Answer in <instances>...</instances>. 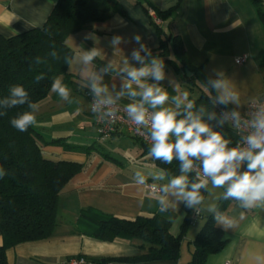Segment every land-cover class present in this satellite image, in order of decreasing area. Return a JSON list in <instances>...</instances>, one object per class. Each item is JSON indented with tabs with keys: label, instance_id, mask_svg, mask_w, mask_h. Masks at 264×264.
<instances>
[{
	"label": "crops",
	"instance_id": "0c3cea01",
	"mask_svg": "<svg viewBox=\"0 0 264 264\" xmlns=\"http://www.w3.org/2000/svg\"><path fill=\"white\" fill-rule=\"evenodd\" d=\"M57 1L0 0V35L11 37L31 28L42 27ZM149 1L161 10L171 8L180 1L179 9L158 25L165 34L180 36L186 55L194 66H202L204 72L213 77H216V72H223L232 80L241 96V112L253 99L264 96V26L251 0H119L127 11L126 15L114 13L104 22L88 25L80 33L69 36L67 45L71 47L75 42L85 50L86 46L89 49L96 47L100 49V59L105 64L113 60L117 71L105 74L103 82L110 87L115 84L119 90L123 75L119 74L122 62L127 58L132 66L141 67L131 59L132 50L139 47L132 37L139 34L152 55L164 62L166 78L160 82L161 86L170 95H175V85L178 84V92L188 91L189 99L196 98L200 90L190 87L182 75L184 71L177 73L168 59L157 53L161 46L160 33L151 21L154 19L152 15L145 11V7L153 9ZM165 2L172 6L164 8ZM115 35L128 41L117 50L109 43ZM169 45L172 46V41ZM242 56H246V60L237 63L236 59ZM102 67L96 65L97 70ZM68 72L73 81L70 88L72 96L79 103L69 104L51 92L35 114V128L47 141L66 138L72 145L87 147L81 151L54 144L43 146L47 158L81 163L83 168L61 194L58 225L52 236L10 247L7 250L9 264H65L67 260L80 256L95 264H103L97 260L133 258L142 254V249L130 240L117 238L106 241L89 236L78 220L81 211L87 208L127 220L160 213L171 219L170 232L175 236L182 232L186 221L187 213L182 202L175 211L161 213L157 204L158 194H152L147 187L135 183V171L141 170L147 174L148 171L159 169L149 155V147L126 130L101 140L89 107L87 93L90 90L80 87L77 72H71L69 67ZM154 82L149 78V83ZM128 102L125 99L120 104ZM227 106L230 110L234 107ZM213 128L219 131L215 126ZM125 149L134 153H126ZM243 170H246V165L241 168ZM152 183L149 178L148 184ZM222 193L223 189H219L218 196ZM207 197L208 193L202 210L198 215H193L185 227L181 255L173 264H190L195 250L194 241L210 214L206 211L209 204L206 202ZM222 201L217 200L215 203ZM240 211L236 202L230 201L224 213L234 217L235 223L227 230L218 225L224 232L226 245L220 252L209 255L205 264H256V257L264 256V208L246 210L242 218Z\"/></svg>",
	"mask_w": 264,
	"mask_h": 264
},
{
	"label": "trees",
	"instance_id": "16d2710c",
	"mask_svg": "<svg viewBox=\"0 0 264 264\" xmlns=\"http://www.w3.org/2000/svg\"><path fill=\"white\" fill-rule=\"evenodd\" d=\"M251 1L264 26V0ZM149 4L163 21L169 19L180 7V1L166 10H161L150 1ZM145 11L150 15L148 7H145ZM114 13L127 14L119 0H58L42 27L31 28L11 37L0 35V99L9 95L11 86L21 85L28 92L30 101L40 106L51 95V84L57 76H62L64 83L71 88L73 81L64 61L65 55L71 54L66 39L80 33L90 24L108 20ZM151 21L160 33L161 46L157 53L165 56L177 73L184 71L182 75L192 89L197 87L200 90L199 95L192 99L197 108L203 104L209 111L216 113L210 100V96L215 93L206 85L208 79L216 77L207 75L202 66L191 63L179 35L165 34L154 19ZM86 48L90 50L89 46ZM53 50L58 53L59 59L50 56ZM36 57L46 62L38 65L35 63ZM95 64L103 67L106 65L100 58L96 59ZM186 70L192 73L190 77ZM40 73H44L45 79L36 82L35 77ZM54 96L58 97L55 93ZM0 111L7 113L0 115V166L8 173L0 178V264H9L7 250L10 247L52 236L58 225L61 194L83 168L81 163L47 158L43 146L54 144L81 151L88 148L72 145L66 138L47 141L35 126L25 132L15 129L10 121L29 111L27 104ZM219 118L216 113V119L207 120L205 117V120L234 144L238 140L237 134L225 123L218 126ZM155 164L172 175L179 174L180 162L175 159L171 164L159 160H155ZM189 178L194 180V173H190ZM230 201L233 200L219 203L220 210L224 212ZM185 211L186 221L177 236L170 232L171 219L160 213L127 220L95 208H87L81 211L78 220L89 236L106 241L127 239L142 249L138 257L102 258L97 260L100 263L173 264L180 258L182 233L195 213L186 206ZM194 244L190 264H205L209 255L225 247L224 232L215 223L212 214L207 216Z\"/></svg>",
	"mask_w": 264,
	"mask_h": 264
},
{
	"label": "clouds",
	"instance_id": "9594fccd",
	"mask_svg": "<svg viewBox=\"0 0 264 264\" xmlns=\"http://www.w3.org/2000/svg\"><path fill=\"white\" fill-rule=\"evenodd\" d=\"M171 6L167 2L163 5L164 8ZM132 40L139 47L132 50L131 59L141 67L132 66L127 58L122 62L119 74L123 75L119 90L115 84L110 87L103 82L105 74L117 71L113 60L96 69L95 61L101 55L99 48L85 50L74 42L71 54L65 55L64 61L71 72L79 74L80 87L90 90L93 96L91 112L98 119H117L121 111L120 101L126 99L129 102L123 106V111L136 125V131L150 141L149 155L167 164H171L174 159L180 162L178 175H172L164 168L148 171L147 174L137 170L134 174L135 183L158 193L157 204L161 213L175 211L182 202L198 215L205 205L204 193L211 189H223L222 195L216 200L235 201L236 207L241 210V218L246 210L264 208V98L253 99L249 104L250 111L242 115L239 110L241 96L232 80L223 72H216L215 79H208L206 85L215 93L210 96L212 105L234 106L222 112L217 121L218 126L227 122L233 129L240 131L239 139L233 145L231 139L214 130L205 120V117L207 120L216 119L215 112L209 111L203 104L197 108L195 101L189 99L188 91H177L178 84L175 85V95H170L161 86L160 82L166 78L163 60L152 55L139 34L134 35ZM127 42L115 35L109 43L117 50L122 43ZM50 56L59 59L55 50ZM45 62L36 57V64ZM149 78L155 82L149 83ZM43 79L44 73L35 77L36 82ZM51 92L69 104L79 103L62 76L53 79ZM25 104L29 111L10 121L20 132L37 124L35 113L39 110L38 103L30 101L28 92L21 85L11 86L9 95L0 99V109ZM6 114V111H0V115ZM243 165H246V170L241 171ZM190 173H194V180H190ZM7 174L0 166V178ZM149 178L153 181L151 185L148 184ZM206 211L225 230L233 227L235 218L221 211L218 203L207 204ZM256 264H264V256H257Z\"/></svg>",
	"mask_w": 264,
	"mask_h": 264
},
{
	"label": "built area",
	"instance_id": "2783aa9c",
	"mask_svg": "<svg viewBox=\"0 0 264 264\" xmlns=\"http://www.w3.org/2000/svg\"><path fill=\"white\" fill-rule=\"evenodd\" d=\"M149 13L152 15V17L154 18V20L157 24L162 23L161 19L157 17V15L155 14L153 9H149ZM245 60H246V56H242V57L237 58L236 62L241 64ZM87 94H88V98H89V107H90V111H91V103L93 101V96L90 94V91H88ZM261 98H264V96ZM250 103L251 102H249L247 104L245 110L243 112H241L242 115H245L247 112L250 111V106H249ZM123 106H124L123 104H120L121 111H119V113H118V118L113 120V121L100 120L97 118V116L95 114L92 113L93 119H94L93 123H94V126L96 128V132L98 134V137L101 140H106V139H109L113 134H116V133L120 132L121 130H126L135 139L141 141L150 149V141L136 131V125H134L128 119L126 113L123 111ZM227 110H230V109L224 105H215V111L219 117H220L222 112L227 111ZM227 124L231 127V125L229 123H227ZM232 130L237 134L238 139H239L240 131L233 129V128H232ZM149 185H151V184H149ZM147 190L152 194H158L154 189L147 188ZM194 215H197V214L194 213ZM65 264H95V262L88 260L85 257L80 256L77 258H71V259L67 260L65 262ZM226 264H230V263L226 262Z\"/></svg>",
	"mask_w": 264,
	"mask_h": 264
},
{
	"label": "rangeland",
	"instance_id": "374dc122",
	"mask_svg": "<svg viewBox=\"0 0 264 264\" xmlns=\"http://www.w3.org/2000/svg\"><path fill=\"white\" fill-rule=\"evenodd\" d=\"M199 94H196V96H198ZM124 151H126V153L128 152V153H131V154H133L134 152H131L130 150H124ZM243 167V166H242ZM209 188L211 189V185H209ZM208 193V197H207V203H213V202H216L217 200H216V197H219L218 195V193H219V189H211V191L210 192H207Z\"/></svg>",
	"mask_w": 264,
	"mask_h": 264
},
{
	"label": "water",
	"instance_id": "95a60500",
	"mask_svg": "<svg viewBox=\"0 0 264 264\" xmlns=\"http://www.w3.org/2000/svg\"><path fill=\"white\" fill-rule=\"evenodd\" d=\"M186 74H187L188 77L191 76V72L189 70H186Z\"/></svg>",
	"mask_w": 264,
	"mask_h": 264
}]
</instances>
